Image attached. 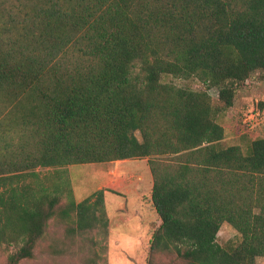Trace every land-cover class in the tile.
Here are the masks:
<instances>
[{
	"label": "trees",
	"instance_id": "trees-1",
	"mask_svg": "<svg viewBox=\"0 0 264 264\" xmlns=\"http://www.w3.org/2000/svg\"><path fill=\"white\" fill-rule=\"evenodd\" d=\"M0 14L18 35L16 48L0 40V101L12 118L0 124L18 129L0 144L6 264L33 259L50 219L72 234L100 223L102 191L76 202L65 166L141 158L160 220L147 264L264 258V138L223 147L217 121L264 71V0H0ZM223 223L238 242L217 243Z\"/></svg>",
	"mask_w": 264,
	"mask_h": 264
},
{
	"label": "rangeland",
	"instance_id": "rangeland-1",
	"mask_svg": "<svg viewBox=\"0 0 264 264\" xmlns=\"http://www.w3.org/2000/svg\"><path fill=\"white\" fill-rule=\"evenodd\" d=\"M3 22L6 20L0 21V40L16 48L18 35L5 33ZM162 81L192 90L206 89L194 78L184 80L164 75ZM207 92L215 102L216 92L213 89ZM5 104L7 108L0 101V120L10 122L12 118L7 115L10 105L6 101ZM217 121L224 130L220 143L223 147L238 145L245 149L252 140L264 138V71L252 73L236 92L233 105ZM5 124H0V144L11 138L15 143L17 127ZM136 136L139 138L138 133ZM148 161L141 158L65 166L74 200L80 202L102 191L104 216L96 228L81 234L68 233L65 222L50 219L44 238L34 249L33 259L19 264H147L149 240L160 224L150 198L153 179ZM35 172L44 177L53 168L37 167ZM216 240L223 246L228 241L238 242L239 236L229 224L223 223ZM13 251V247L0 244V264H6ZM154 262L181 264L171 254L156 255ZM255 264H264V258H256Z\"/></svg>",
	"mask_w": 264,
	"mask_h": 264
}]
</instances>
